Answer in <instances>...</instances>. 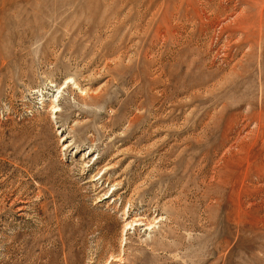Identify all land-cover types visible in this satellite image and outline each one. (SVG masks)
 Listing matches in <instances>:
<instances>
[{
    "label": "rangeland",
    "instance_id": "rangeland-1",
    "mask_svg": "<svg viewBox=\"0 0 264 264\" xmlns=\"http://www.w3.org/2000/svg\"><path fill=\"white\" fill-rule=\"evenodd\" d=\"M0 264H264V0H0Z\"/></svg>",
    "mask_w": 264,
    "mask_h": 264
},
{
    "label": "bare ground",
    "instance_id": "bare-ground-1",
    "mask_svg": "<svg viewBox=\"0 0 264 264\" xmlns=\"http://www.w3.org/2000/svg\"><path fill=\"white\" fill-rule=\"evenodd\" d=\"M70 82V81H69Z\"/></svg>",
    "mask_w": 264,
    "mask_h": 264
}]
</instances>
